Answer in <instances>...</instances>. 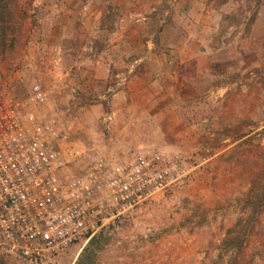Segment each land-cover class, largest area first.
I'll use <instances>...</instances> for the list:
<instances>
[{"label":"rangeland","instance_id":"1","mask_svg":"<svg viewBox=\"0 0 264 264\" xmlns=\"http://www.w3.org/2000/svg\"><path fill=\"white\" fill-rule=\"evenodd\" d=\"M169 50L191 51L193 61L209 65L199 76L206 96L188 98L187 111L207 106L208 139L224 150L184 151L211 159L50 264H264V0H0V83L17 97L41 84L46 111L70 121L89 145L118 136L123 147L137 146L112 128L118 114L144 102L167 103L156 87L166 89L170 79L153 80L167 77L158 62H176ZM97 59L107 69L95 74ZM231 81L239 120L228 123L218 119L219 101L228 98L211 85ZM142 123L143 147L167 149L151 145L154 123ZM200 184L215 189L208 195ZM0 264L26 263L0 250Z\"/></svg>","mask_w":264,"mask_h":264},{"label":"built area","instance_id":"2","mask_svg":"<svg viewBox=\"0 0 264 264\" xmlns=\"http://www.w3.org/2000/svg\"><path fill=\"white\" fill-rule=\"evenodd\" d=\"M48 99L37 82L25 97L0 83V250L26 264L52 263L211 159L123 147L118 137L89 145L70 121L46 111Z\"/></svg>","mask_w":264,"mask_h":264},{"label":"crops","instance_id":"3","mask_svg":"<svg viewBox=\"0 0 264 264\" xmlns=\"http://www.w3.org/2000/svg\"><path fill=\"white\" fill-rule=\"evenodd\" d=\"M122 54H125V52L121 51L117 56L120 57ZM169 54H171L173 60L177 59L176 62L171 60L167 64L165 63L163 65V62L160 61L158 63H161V66L157 68L159 71H162V69L163 71H166L167 77L164 76L162 79L158 76L153 80V83L161 84L165 78H168V81L170 79L169 85L166 89H163L161 86H159V88L156 87L161 94L162 92H167V103L164 102V98L161 99L159 97H155L150 100V103L144 102L143 109L136 110L133 114L130 113L126 116L118 114V118L114 122L115 125L113 126L112 131H115L117 134L121 133L124 136H127L130 138L132 144L145 146V144H143L145 143V139H143L144 142H141L140 140L142 135L146 136V134L139 130V126L143 125L142 119H148L154 123L151 128L153 130H151L153 136V142L151 145L153 146H165L173 152L190 151L194 148H202L206 146L212 149L214 155L220 154L224 149L219 148L217 150L216 147L211 146L209 140L211 136H213L214 132L208 123V121L212 119H209V117L204 113L207 110L205 101L203 100V102H199L202 107L206 106L205 109L201 108L199 114L195 113L197 109L194 111H187L188 98L206 96L205 86L201 83V77L199 76L200 74L202 76L205 70H208L207 67L209 65H206L207 63L203 64L201 60L200 64L193 61L192 58L196 55L191 51L169 50L166 55L170 56ZM199 54L206 55V52L200 51ZM92 65L94 68L93 73L97 72V69L102 67L103 72L107 69L105 66L106 64L98 59L95 60ZM176 70H178V72ZM235 84V82L231 81L224 85H211L212 89H216L220 96H226V99L228 98L226 103H224L225 99L219 101V103H222V107L220 108L223 110L219 113L218 119L220 117V121L222 122L233 123L234 120H239L237 108L234 115L235 106L232 100V88L235 87ZM188 89H191L192 93L188 94ZM148 106H150V109L146 108ZM128 112H130V109ZM221 113L229 114L231 118L223 117L221 116ZM221 135L222 141L227 140V137H229L224 136L223 133ZM211 186L212 184L203 187V184H200L198 186V191H203L204 193L210 195L215 189L214 186Z\"/></svg>","mask_w":264,"mask_h":264},{"label":"trees","instance_id":"4","mask_svg":"<svg viewBox=\"0 0 264 264\" xmlns=\"http://www.w3.org/2000/svg\"><path fill=\"white\" fill-rule=\"evenodd\" d=\"M263 169H264L263 167L259 168V169H258V173L261 172ZM259 174H260V173H259Z\"/></svg>","mask_w":264,"mask_h":264}]
</instances>
